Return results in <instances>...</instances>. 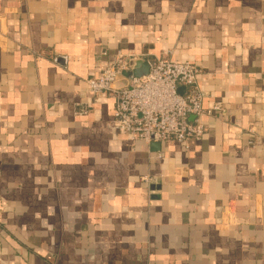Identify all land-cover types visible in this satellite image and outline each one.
<instances>
[{"label":"crops","instance_id":"obj_1","mask_svg":"<svg viewBox=\"0 0 264 264\" xmlns=\"http://www.w3.org/2000/svg\"><path fill=\"white\" fill-rule=\"evenodd\" d=\"M118 54L223 116L128 141L86 86ZM0 264H264V0H0Z\"/></svg>","mask_w":264,"mask_h":264},{"label":"built area","instance_id":"obj_2","mask_svg":"<svg viewBox=\"0 0 264 264\" xmlns=\"http://www.w3.org/2000/svg\"><path fill=\"white\" fill-rule=\"evenodd\" d=\"M128 57L118 54L114 63L103 67L101 74L86 81L94 94L107 93L114 101L110 128L130 142L179 144L201 139L206 128L202 116L221 118V103L211 108L203 105L198 85L201 69L188 62L154 59L148 74L116 87L117 74L128 69ZM184 87V93L179 88Z\"/></svg>","mask_w":264,"mask_h":264},{"label":"water","instance_id":"obj_3","mask_svg":"<svg viewBox=\"0 0 264 264\" xmlns=\"http://www.w3.org/2000/svg\"><path fill=\"white\" fill-rule=\"evenodd\" d=\"M149 71V65L147 62L137 60V59H132L129 61L128 64V69L127 70H122L117 74V79L120 77H123L127 80H132V79H140L148 74ZM185 88L181 87L179 88V93L183 94ZM151 148L154 150H158L160 148V144H151Z\"/></svg>","mask_w":264,"mask_h":264}]
</instances>
